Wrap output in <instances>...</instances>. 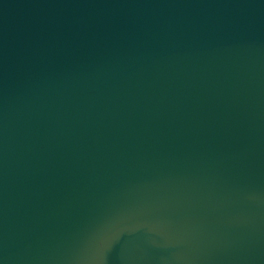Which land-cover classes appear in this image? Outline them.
I'll list each match as a JSON object with an SVG mask.
<instances>
[{
    "label": "water",
    "instance_id": "1",
    "mask_svg": "<svg viewBox=\"0 0 264 264\" xmlns=\"http://www.w3.org/2000/svg\"><path fill=\"white\" fill-rule=\"evenodd\" d=\"M0 264H264V0H0Z\"/></svg>",
    "mask_w": 264,
    "mask_h": 264
}]
</instances>
